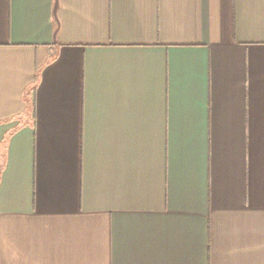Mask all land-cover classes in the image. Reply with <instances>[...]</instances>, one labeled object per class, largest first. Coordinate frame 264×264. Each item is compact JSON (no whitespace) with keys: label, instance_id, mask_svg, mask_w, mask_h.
<instances>
[{"label":"crops","instance_id":"1","mask_svg":"<svg viewBox=\"0 0 264 264\" xmlns=\"http://www.w3.org/2000/svg\"><path fill=\"white\" fill-rule=\"evenodd\" d=\"M0 264H264V0H0Z\"/></svg>","mask_w":264,"mask_h":264}]
</instances>
